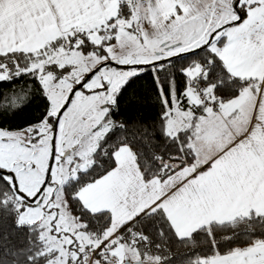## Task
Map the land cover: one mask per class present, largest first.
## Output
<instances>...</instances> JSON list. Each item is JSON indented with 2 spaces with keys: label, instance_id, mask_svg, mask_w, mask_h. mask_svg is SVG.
I'll use <instances>...</instances> for the list:
<instances>
[{
  "label": "snow or ice",
  "instance_id": "6c2138e0",
  "mask_svg": "<svg viewBox=\"0 0 264 264\" xmlns=\"http://www.w3.org/2000/svg\"><path fill=\"white\" fill-rule=\"evenodd\" d=\"M0 264H264V0H0Z\"/></svg>",
  "mask_w": 264,
  "mask_h": 264
},
{
  "label": "trees",
  "instance_id": "16d2710c",
  "mask_svg": "<svg viewBox=\"0 0 264 264\" xmlns=\"http://www.w3.org/2000/svg\"><path fill=\"white\" fill-rule=\"evenodd\" d=\"M140 83L143 84L144 87L141 88L140 91L137 93V99L142 101V103L132 104L131 107L128 108V111L123 115L126 118H129L130 120L141 118L144 121H154L157 117L159 106L154 102L153 99L154 94L152 91H150V82L148 81V79L146 78L144 81H141ZM23 118H24V114H22L20 117H17L16 122H21ZM120 118L121 117H117V119ZM172 251L180 255L185 253L187 249L173 244Z\"/></svg>",
  "mask_w": 264,
  "mask_h": 264
}]
</instances>
